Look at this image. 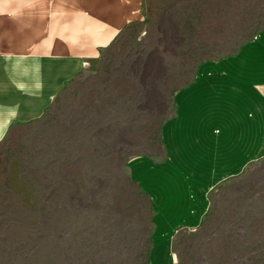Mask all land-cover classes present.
I'll return each instance as SVG.
<instances>
[{"label": "rangeland", "instance_id": "obj_1", "mask_svg": "<svg viewBox=\"0 0 264 264\" xmlns=\"http://www.w3.org/2000/svg\"><path fill=\"white\" fill-rule=\"evenodd\" d=\"M141 11L41 116L0 139V264H149L151 253L171 264L166 237L153 235L155 207L196 192L187 175L204 153L194 132L186 135L194 118L174 117L179 149L163 166L172 95L200 60L241 58L264 25V0H141ZM167 219L175 224L177 211ZM172 256L264 264V157L211 190L201 224L175 232Z\"/></svg>", "mask_w": 264, "mask_h": 264}, {"label": "bare ground", "instance_id": "obj_2", "mask_svg": "<svg viewBox=\"0 0 264 264\" xmlns=\"http://www.w3.org/2000/svg\"><path fill=\"white\" fill-rule=\"evenodd\" d=\"M141 14L142 11L130 22L139 20ZM114 37L101 49L106 47ZM237 54L238 52L235 55ZM81 68L82 66L21 123L41 116L53 97ZM172 103L174 110L169 115L171 116L169 119L173 122L171 124L168 122L169 126L161 127L163 129L160 140L165 158L163 166L172 160L171 154L176 152L177 148L179 149V143L175 140L174 128V121L178 119L190 123L192 117L194 118V124L185 129L186 135L188 131L192 130L194 132L193 138L196 141H202L204 152L199 151L203 153L202 160L199 159L201 164L194 170L190 169L192 172L187 175V180H192L194 182L192 185L197 187L196 192L190 193L188 197L183 195L181 200L171 202V208L166 206L163 208L155 207L157 215L161 212L163 218L155 219L157 215L154 216L153 235L159 233L162 237H166V241L170 244V263L175 264L172 256V242L175 232L181 228L193 229L198 227L209 206L211 190L223 180L240 174L250 163L264 157V25L249 40L243 42L241 58L224 55L200 60L195 65L190 80L174 91ZM185 138H187L188 143L190 138ZM136 157H132L128 162L131 164L132 161L136 160ZM173 163L175 164V162ZM142 174L144 173L142 172ZM204 177L209 181L201 186L200 182L201 180L202 182L205 181ZM199 178L201 179L199 180ZM182 179L184 180V177ZM170 180L171 175L160 177L162 184H167ZM170 210L177 211L178 220L175 224L167 219ZM162 257H164L163 252ZM156 258L157 256H152L151 253L148 263L157 264ZM161 262L164 263V261Z\"/></svg>", "mask_w": 264, "mask_h": 264}, {"label": "crops", "instance_id": "obj_3", "mask_svg": "<svg viewBox=\"0 0 264 264\" xmlns=\"http://www.w3.org/2000/svg\"><path fill=\"white\" fill-rule=\"evenodd\" d=\"M141 11V0H0V139Z\"/></svg>", "mask_w": 264, "mask_h": 264}]
</instances>
